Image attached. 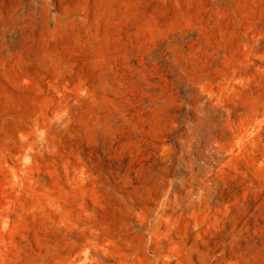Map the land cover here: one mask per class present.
I'll list each match as a JSON object with an SVG mask.
<instances>
[{"label":"rangeland","instance_id":"1","mask_svg":"<svg viewBox=\"0 0 264 264\" xmlns=\"http://www.w3.org/2000/svg\"><path fill=\"white\" fill-rule=\"evenodd\" d=\"M0 264H264V0H0Z\"/></svg>","mask_w":264,"mask_h":264}]
</instances>
